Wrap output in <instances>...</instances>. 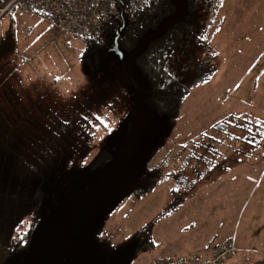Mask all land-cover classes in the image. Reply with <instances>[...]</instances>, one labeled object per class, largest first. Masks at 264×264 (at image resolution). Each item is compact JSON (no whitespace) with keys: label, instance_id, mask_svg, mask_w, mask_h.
<instances>
[{"label":"rangeland","instance_id":"obj_1","mask_svg":"<svg viewBox=\"0 0 264 264\" xmlns=\"http://www.w3.org/2000/svg\"><path fill=\"white\" fill-rule=\"evenodd\" d=\"M211 1L202 15L200 8L195 11L193 22L197 29L204 31L201 38L209 49L206 51H211V63L214 62L216 69L211 73L207 68L200 69L192 79L195 63L182 68L183 58L177 62L174 72L179 79L187 84L193 80L177 117L171 122L156 113L144 117L133 151V158L140 163L137 177L132 181L113 179L104 201L83 212L80 239L70 247L75 264H144L154 256L171 253L170 244L178 234H189L197 243L235 236L237 242L248 247L235 256L231 254L224 264H264V136L258 139V146L250 147L249 142L240 144L238 140L244 136L239 129L241 121L227 116L247 113L264 119V0ZM0 45V53H4L0 55L1 109L18 111L19 117L30 115L25 114L29 109L32 116L27 117L34 121L46 119L45 114L39 113L44 110L41 106L54 105V97L62 103L60 117L80 109L78 103L84 102L96 111L92 103L100 106L104 99L111 100L108 110L117 130L112 136L103 137V141L113 147L115 155L121 153L131 116L133 83L123 72L119 56L115 55L113 65L107 67L106 74L100 77L104 80L99 82L92 78L89 67L79 57L82 42L78 37L59 30L45 18L20 10L0 18ZM206 51L200 53L201 57L207 56ZM133 70L141 74L136 67ZM72 105L75 108L71 109ZM79 113L80 110L74 114V119H78ZM225 116L233 121L226 126V135L210 129L216 120ZM6 117L10 123L14 114L2 116L0 132L5 129ZM201 133L221 138L220 143L212 144L220 153L212 154L202 147L207 145V140L196 138ZM9 139L7 142H24L14 133ZM196 139L205 143L196 147L203 153L198 155V163L187 156L191 142ZM13 158L15 155L0 153V242L5 248H11L12 244L10 225L35 202L29 193L25 203L12 207L8 216L2 217L4 192L16 189L21 194L27 190L24 181L21 186L16 174L10 173ZM206 158L214 160L212 167L203 172ZM74 160L78 164L79 156ZM147 160L148 167L158 165L161 179L147 187L145 193L133 194L136 187L148 182L147 169L141 173ZM67 165L64 156L50 163L52 171L44 183L49 191L44 197L48 205L39 216L28 246L19 252H12L11 248L4 264H49L55 239L60 234H71L74 203L65 198L57 202L64 193L58 186L64 188L61 183L67 175L62 170ZM120 165L121 162H115L110 167ZM195 165L199 166L196 172ZM170 170L179 173L183 182L165 177L164 173ZM175 186L185 191L183 196L187 200L176 213L157 218L173 197L170 188ZM33 188L31 184L29 191ZM58 193L61 194L58 196ZM189 222L192 225L182 229ZM144 223H148L152 238L158 243L155 248L147 245L138 252L135 234ZM252 246L255 248L251 249Z\"/></svg>","mask_w":264,"mask_h":264},{"label":"trees","instance_id":"obj_2","mask_svg":"<svg viewBox=\"0 0 264 264\" xmlns=\"http://www.w3.org/2000/svg\"><path fill=\"white\" fill-rule=\"evenodd\" d=\"M186 1L187 13L175 23L162 30L158 36L146 41L144 49L134 59V64L141 69L148 83V92L144 97V105L149 107L153 114L156 113L157 116L166 118L168 122L173 121L177 117L179 107L193 81L192 79L198 76L197 74L201 72L200 69L207 68L210 73L216 69L214 62L211 63V51H206L209 49L206 43L205 45L203 44L204 42L201 38L204 35V31L202 29H197V26H195L193 22L196 18L194 14L195 11L200 8L199 12L203 14L205 9L211 6L212 1ZM174 10L175 5L171 0H150L142 11H140L127 26L122 28L121 33L118 35V41L121 47L127 51L133 49L140 36L154 29L163 18L172 14ZM197 20L200 22L202 18H198ZM203 29L205 30V28ZM115 34L116 32L109 33L105 38H79L82 42L79 57L83 59L89 67L92 78L99 80V82L104 80H101L100 77L106 74L107 67L113 65L115 55L120 57L119 64L125 73L122 66V56L118 52H113L108 55V47L113 45ZM189 41L191 47L188 48ZM0 48H2L1 45ZM197 50H199V53L196 54L195 52ZM205 51L207 56L201 57L200 53H205ZM3 54V52L0 53V55ZM182 58V68H187L189 64L195 63L194 66H192V70L190 69L191 72L194 71V75L189 84L183 83L174 72L177 62H180ZM127 77L133 83L130 99L131 116L127 121L129 128L133 114L132 96L138 84L130 76L127 75ZM104 100L105 101H102L100 106L95 102L92 103V107H97L96 111L91 107H87L84 102H81L78 103L80 109H73L76 105H72V115L60 117L58 113H62V103L59 102L57 97H54L53 102L55 106H41L44 110L39 113L41 116L45 114V120L35 118L34 121H31L30 117H27L32 116L31 110L29 109H26L25 114L30 113V115L23 117H19L18 111L10 110L14 114V117L10 123H8L9 117H6L7 120L5 121H7V124H5V129L0 132V148L3 149L0 150V153L3 154L4 151L11 155H15V158L10 160L12 161L10 173L11 175L16 174V181H18V184L21 186V183L24 181V187L28 192L26 190L24 193L20 194L16 189L12 192H4L5 197L2 199L3 207L1 210L2 217L8 216V211L12 207L14 208V206L25 203L26 199H28L27 194L29 193L31 194V198L35 200V207L37 205L40 206L43 202H47L44 201V197L46 193L49 192L45 184L47 183V174L49 171H52L50 163L58 160L62 156L66 157V163L68 164L62 170L64 175L67 176H65L61 183L64 188L58 186V189L64 192L67 188L69 192L75 190V192L80 191L81 194L91 191L97 177L104 169V166L116 158V155L112 151L113 147H109L108 144L103 141V137L112 136L117 130L115 121L112 119L108 110L112 101L107 99ZM79 110L78 119H74V114L79 112ZM10 111H6L5 108H0V119L2 116H5V114L6 116L12 117ZM63 113L65 112L63 111ZM227 116L241 121L239 123V129L244 132V136L240 137L241 140H238L240 144L249 142L250 144L248 143V145L250 147H254L255 145L258 146V139L264 136V119H259L254 114L247 113L244 115L239 113L238 115L229 114ZM227 116L216 120L211 125L210 129L219 132L221 135H226V126L233 123V121L227 119ZM2 127H4L3 123ZM13 133L19 138H22L24 142H7V140H10V137H13ZM198 137L206 139L207 145H204L205 143H201L196 139L191 142V149L188 148L187 151V156L189 155L188 157L195 159L196 163H198V155L203 156V153L198 151L196 147L204 145L202 147H206L209 153H220L218 149L212 145L213 143H220V137H212L209 133H201L196 136V138ZM101 140L103 142H101ZM78 152H80V154H78ZM153 153L154 152H152L149 158H152ZM77 155L80 161L78 164H75L74 159L77 158ZM213 160L212 158H206V160H204L202 165L203 172H205L207 168L210 169L212 167L211 163ZM198 167L197 165L194 166L195 172ZM145 168L147 169L146 172L150 173L148 182L142 187H136L132 191L133 194L141 195L145 193L147 187L155 185V183L161 179L162 174L160 171H157L158 165L154 164L148 167L147 160L144 165V171ZM164 175L165 177L171 176L173 179L183 182L180 174L174 170H170L164 173ZM80 176L82 177V183ZM34 180L36 182H34ZM31 184L34 188L31 189L32 191L30 192L29 187ZM179 184L183 185V183ZM170 191L173 193V197L168 201L167 207L158 214L157 218L171 214L187 200V197L183 196L185 195V191L180 189V187H172ZM60 194L61 193H58V196ZM62 196L58 197L57 201H59ZM35 207H27L23 210L24 212H22L21 218H17L16 221L12 222V226L9 228V230L11 229L12 231H10L11 235L21 231L23 227H26L25 232L27 233L25 236L18 239L16 245L13 246V244H11V248L21 250L28 246L31 233L38 222L37 213H31V211H35ZM23 208L24 207H22V209ZM135 235L137 238L136 240L139 242L138 252H142V250L146 249L148 247L147 245L152 247L156 246L154 238H152L149 231L148 223H144ZM141 241L143 244H140ZM11 248L7 247L5 251H9Z\"/></svg>","mask_w":264,"mask_h":264},{"label":"water","instance_id":"obj_3","mask_svg":"<svg viewBox=\"0 0 264 264\" xmlns=\"http://www.w3.org/2000/svg\"><path fill=\"white\" fill-rule=\"evenodd\" d=\"M171 1L175 5L174 12L163 18L154 29L147 31L142 36H140L136 41V44L133 49L127 51L126 49L121 47L118 41V35L122 31L124 23H122L120 29L116 31V34L113 38V45L108 47V55L113 52H118L122 56V66L125 73L131 78H133L138 84L135 89V93L132 96L133 114L131 117V123L127 132L125 133L123 139L124 141H122L121 153L116 155V158L114 160L104 166V169L100 172L99 176L97 177L95 185L91 189V191L85 194H81L80 191L75 192V190H72L71 193L66 188V190H64L63 196L61 195L62 199L65 198L70 202L74 203V209L71 211V213L74 215L72 227L73 229L71 234H60L55 239V243L53 245V253H51V256L48 261L49 264H75V255L73 254L70 247L71 245L76 244L80 239L83 225V212L87 209L99 206L104 201L106 195L108 194L109 183L113 179L119 178L126 181H132L137 177L140 163L138 159H136L135 157L133 158V151L137 144L138 134L143 124L144 117L149 114L153 115V113L149 107L144 105V97L148 92V83L141 69L136 64H134V59L144 49L146 41L158 36V34H160L162 30L175 23L187 13L186 0ZM134 67L140 70L141 74L135 72L133 70ZM115 162H121L120 166L124 168L110 167V165ZM143 164L145 163L143 162ZM143 169L144 166L141 167V173ZM66 194L71 195L69 198H67ZM60 201L62 200H59L57 202ZM5 257L6 251L2 246H0V264H4Z\"/></svg>","mask_w":264,"mask_h":264},{"label":"built area","instance_id":"obj_4","mask_svg":"<svg viewBox=\"0 0 264 264\" xmlns=\"http://www.w3.org/2000/svg\"><path fill=\"white\" fill-rule=\"evenodd\" d=\"M150 0H0V18L20 10L45 18L51 25L78 38H105L127 26ZM237 250L235 236L215 243L208 255L156 258L144 264H223Z\"/></svg>","mask_w":264,"mask_h":264},{"label":"crops","instance_id":"obj_5","mask_svg":"<svg viewBox=\"0 0 264 264\" xmlns=\"http://www.w3.org/2000/svg\"><path fill=\"white\" fill-rule=\"evenodd\" d=\"M178 210H179V207H178L177 210H175L172 213L174 214ZM191 225H192V223L189 222L188 224L183 225V228L182 229H184V228L187 229ZM225 238H214L212 241L206 239V240L200 241V243H197L196 240H194L195 238L192 237L189 234H187L186 236H180L178 234L175 237H173V240H172V242L170 244V246H171V251L170 252L171 253L166 254L164 256H154L153 259L162 258V257L163 258H165V257L187 258V257L192 256V255H196V256H206V255L209 254L211 247L215 243H218V242L222 241ZM235 240H236V238H235ZM254 241H256V238L254 239ZM155 243L157 244L158 242L155 241ZM236 244L238 245L239 248L232 253L233 256H235L239 251H241L243 249H246L248 247V246L244 245L241 241L240 242H237V240H236ZM193 245H195V246L192 249L191 247ZM153 248H155V247H153ZM250 248L251 249H254L255 247L252 246Z\"/></svg>","mask_w":264,"mask_h":264},{"label":"flooded vegetation","instance_id":"obj_6","mask_svg":"<svg viewBox=\"0 0 264 264\" xmlns=\"http://www.w3.org/2000/svg\"><path fill=\"white\" fill-rule=\"evenodd\" d=\"M34 205V202H32V207H35V206H33ZM48 204L46 203V202H43V203H41V205L39 206V205H37L36 207H35V211H31V213L32 214H35V213H37V216H38V219H39V216H40V214H41V212H42V210L44 209V207H46ZM39 206V207H38ZM30 217H31V215H30ZM10 226H12V224L10 225ZM25 230H26V227H23V228H21V232L22 231H24L23 233H22V235L21 236H18L19 234H20V231L18 232V233H16V234H12L11 235V233H9V235H10V239H11V243L13 244V246L14 245H16V242L18 241V239L20 238V237H23V236H25V234L27 233V232H25ZM11 231V229L9 230V232ZM14 231H15V229H14ZM33 231H34V229H33ZM33 231H32V233H33ZM12 232V231H11ZM32 233H31V235H32ZM18 236V237H17ZM17 237V238H16ZM30 238H31V236H30ZM0 246H2L3 247V245H2V243L0 242ZM4 248V250H5V247H3ZM12 250V252H19L20 250L19 249H17V248H12L11 249ZM22 250V249H21ZM10 251V250H9ZM8 251H6V253H7Z\"/></svg>","mask_w":264,"mask_h":264}]
</instances>
